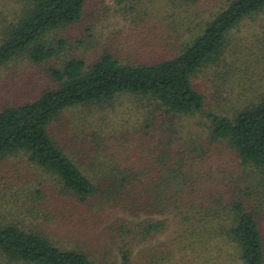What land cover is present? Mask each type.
I'll return each mask as SVG.
<instances>
[{
  "label": "rangeland",
  "instance_id": "obj_1",
  "mask_svg": "<svg viewBox=\"0 0 264 264\" xmlns=\"http://www.w3.org/2000/svg\"><path fill=\"white\" fill-rule=\"evenodd\" d=\"M228 1L87 0L80 22L47 35L52 46L66 42L57 58L34 64L20 56L0 66V111L57 87L49 70L69 59H81L89 67L109 52L121 62L138 64L143 58L154 59L166 45L167 50H177L181 38L189 37L188 30L195 32ZM9 5L11 0H0V29L8 20ZM194 86L206 98V113L195 117L168 115L152 100L125 96L102 107L66 111L49 130L71 154L80 155L83 144L99 150L107 161L98 171L100 177L131 173L148 178L151 172L158 176L160 166L168 162L163 156L170 152L175 160H183L187 172L203 179L206 195L249 187L231 150L206 141L210 124L206 115L233 116L264 96V11L231 32L221 66L203 69ZM167 198L170 192L163 188L152 198L153 214L133 215L120 205L94 199L82 203L63 193L56 181L31 167L24 154L0 163V226L14 221L40 228L56 244L77 249L97 264H245L237 245L218 227L208 234L166 213ZM34 208L41 223L32 218ZM160 209L163 215L156 213ZM156 222L159 226L151 230L149 224ZM259 222L264 241V214Z\"/></svg>",
  "mask_w": 264,
  "mask_h": 264
},
{
  "label": "trees",
  "instance_id": "obj_2",
  "mask_svg": "<svg viewBox=\"0 0 264 264\" xmlns=\"http://www.w3.org/2000/svg\"><path fill=\"white\" fill-rule=\"evenodd\" d=\"M86 1L11 0L8 20L0 29V66L20 56L34 64L57 58L66 42L59 40L52 46L47 35L80 22ZM262 11L264 0H229L212 19L199 23L195 32L188 30L189 37L181 38L177 50H167L166 45L154 59L143 58L138 64L121 62L104 52L89 67L83 60L73 58L59 68H51L49 77L57 87L43 91L34 101L0 111V163L24 154L28 164L56 181L63 193L82 203L94 199L114 207L120 205L133 215L153 214L152 198L164 188L170 192L166 213L208 234L212 227H218L237 245L245 264H264L259 222L264 214V96L233 116L206 115L210 122L206 141L231 150L249 181V187L236 186L229 190L230 194L220 189L206 195L203 179L187 172L183 160H175L170 152L163 156L168 162L160 166L158 176L151 172L148 178L131 173L100 177L98 171L105 168L107 161L99 150L83 144L80 155L71 154L52 138L49 130L66 111L102 107L125 96L152 100L168 115L191 118L206 113V98L194 86L196 76L209 66H221L231 32ZM154 46L155 43L148 48ZM140 201L142 208L136 210ZM30 213L37 224L42 222L36 208ZM159 224L148 227L154 230ZM0 264L97 263L77 249L56 244L40 228L11 221L0 226Z\"/></svg>",
  "mask_w": 264,
  "mask_h": 264
}]
</instances>
